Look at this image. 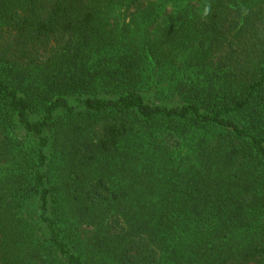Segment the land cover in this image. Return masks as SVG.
Returning a JSON list of instances; mask_svg holds the SVG:
<instances>
[{"label": "trees", "instance_id": "1", "mask_svg": "<svg viewBox=\"0 0 264 264\" xmlns=\"http://www.w3.org/2000/svg\"><path fill=\"white\" fill-rule=\"evenodd\" d=\"M0 264H264V0H0Z\"/></svg>", "mask_w": 264, "mask_h": 264}, {"label": "clouds", "instance_id": "2", "mask_svg": "<svg viewBox=\"0 0 264 264\" xmlns=\"http://www.w3.org/2000/svg\"><path fill=\"white\" fill-rule=\"evenodd\" d=\"M210 12V5H206L205 8H204V15H208Z\"/></svg>", "mask_w": 264, "mask_h": 264}, {"label": "rangeland", "instance_id": "3", "mask_svg": "<svg viewBox=\"0 0 264 264\" xmlns=\"http://www.w3.org/2000/svg\"><path fill=\"white\" fill-rule=\"evenodd\" d=\"M120 11H121V10L118 9V10H117V13L120 14ZM115 15H116V14H115ZM116 16H117V15H116ZM117 18L121 20V19L125 18V16H123V15H119Z\"/></svg>", "mask_w": 264, "mask_h": 264}]
</instances>
